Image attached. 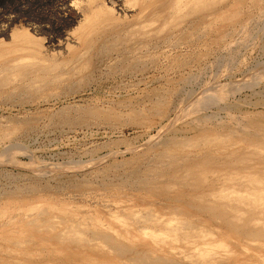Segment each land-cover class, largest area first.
Returning <instances> with one entry per match:
<instances>
[{
  "label": "bare ground",
  "instance_id": "obj_1",
  "mask_svg": "<svg viewBox=\"0 0 264 264\" xmlns=\"http://www.w3.org/2000/svg\"><path fill=\"white\" fill-rule=\"evenodd\" d=\"M242 1L86 0L79 7L81 17L73 28L74 46L67 44L52 53L43 48L44 37L35 27L31 29L35 36L27 28L0 29V98L6 95L12 104L36 106L59 100L70 88L85 86L98 72L102 61H110L109 70H130L133 60L127 54L133 55L139 45L154 44L156 38L165 36L169 29L180 28L183 22L190 27H181L175 40L169 41L176 48L192 41L196 33L202 38L210 32L223 33L240 15L238 4ZM252 1L264 10V0ZM133 7L139 12L137 22L128 24L116 14L121 11L127 15ZM255 10L261 14L258 8ZM145 20L148 24L138 23ZM252 35L253 38L255 33ZM237 41L240 43V39ZM63 52L68 53L66 58L58 60L56 55ZM187 63V58L177 55L170 61L173 67ZM63 69L65 76L61 74ZM162 95L160 98L164 99ZM226 104H222L224 108ZM162 112L159 111L161 116ZM108 114L68 106L56 112L58 121L71 126L105 119ZM259 116L244 117L249 119L247 125L253 126L243 128L246 131L241 133L234 126L235 133L228 125H209L196 115L192 124L202 128L198 126L191 136L177 135L171 139L170 146L165 142L155 152L147 148L133 153L129 161L149 157L153 163L139 175L138 185L125 182L114 186L121 194L127 186L136 193L118 200L113 209L106 211V220L92 211H79V205L75 209L48 201L46 197L14 201L9 197L12 191L6 192L9 199L0 205V264H264V125L259 122V118L264 119V111ZM20 119L13 126L0 127V143L20 130L34 128L36 117ZM29 193L37 194L34 185L30 186Z\"/></svg>",
  "mask_w": 264,
  "mask_h": 264
},
{
  "label": "rangeland",
  "instance_id": "obj_2",
  "mask_svg": "<svg viewBox=\"0 0 264 264\" xmlns=\"http://www.w3.org/2000/svg\"><path fill=\"white\" fill-rule=\"evenodd\" d=\"M85 1L0 0V29L27 28L35 36L34 31L31 30L35 27L41 31L39 35L44 37L41 42L43 48L49 50L48 53L58 51L59 47L64 48L67 44L74 46L76 34L73 33V28L81 17L79 7ZM75 2L78 4L75 5ZM241 3L238 4L241 8L240 15L236 19L238 21L234 20L227 25L223 33L217 35L210 32L204 38L197 36L196 33L192 41L188 39L190 42L180 45L182 49L180 46L176 48L175 44L169 41L175 40L181 27H190L187 22H183L180 28L169 29L165 36L156 38L154 44L141 45L143 47L139 45L134 50L135 53L132 52L133 55L127 54L126 57L133 60V67L130 70H109L107 67L110 61H102L99 63L98 72L85 86L78 89L70 88L71 91L67 90L61 94L59 100L44 102L37 106L18 105V102L12 104L13 101L10 102L5 98L6 95H2L0 127H3L1 128L13 126L12 123L15 124L19 118L23 120L34 116L36 120L33 129L20 130L11 136V139L0 143V205L9 199L7 193L12 191L13 196L9 197L14 201L46 197L48 201L75 209L79 205V211L83 209L82 211H87L85 213L93 212L102 220H106L108 219L106 211L113 209L118 200H125L136 193L127 186L121 194L114 190V186L125 182L138 185L139 175L143 173L144 168L153 163L149 157H143L138 162L129 161L133 153L136 154L147 148L155 152L158 148H162L165 142L170 146L171 139H175L177 135L191 136L194 130L200 127L197 123L192 124L196 115L201 120L205 119L209 125L212 123L214 126L228 125L235 133L239 130L241 133L243 128L253 126L247 125L248 118L244 117H251L252 114L260 117L259 114L264 111V16H262L264 10L256 7L252 0H243ZM133 8L134 10L126 12L127 15L121 11L119 13L118 10L116 14L128 24L137 22L136 16L139 12L137 7ZM257 8L261 14L257 13L255 10ZM247 19L251 21L245 22ZM138 23L148 24L147 20ZM253 23H255L254 27ZM250 28H253L254 32ZM250 32L251 36L246 37ZM217 37H220V40L215 43L214 39ZM239 39L241 44L237 41ZM200 41L204 42L200 44ZM201 45L204 46L203 49ZM228 47L231 49H228L229 53ZM199 48L204 52L202 53ZM235 48L240 55L238 52L233 53L237 51ZM195 52L197 54L193 56ZM63 53L56 55L58 60L66 58L68 53ZM175 55L187 58L188 63L173 67L170 61ZM241 59L243 60L240 61ZM234 60L238 64L246 63H241L240 66ZM63 71L65 72L63 69L61 74L65 76ZM159 93L163 94L161 95L164 99L160 98L161 95L159 97ZM64 94L67 96L63 97ZM215 99H219V102ZM218 104H221V107ZM222 104L228 105H225L228 109ZM64 106L87 107L109 114L105 119L88 120L83 125L71 126L58 121L56 116V112ZM39 110L40 113L37 112ZM134 111L136 114H132ZM159 111H164V114L161 113L163 116ZM259 120L260 124L264 125V119L259 118ZM233 128H236L237 132ZM33 185L36 188V195L29 193L30 186ZM117 194L121 196L116 197Z\"/></svg>",
  "mask_w": 264,
  "mask_h": 264
}]
</instances>
